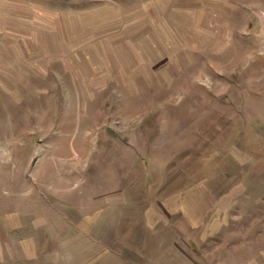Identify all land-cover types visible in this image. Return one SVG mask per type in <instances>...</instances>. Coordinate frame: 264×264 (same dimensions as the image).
<instances>
[{
    "label": "rangeland",
    "instance_id": "rangeland-1",
    "mask_svg": "<svg viewBox=\"0 0 264 264\" xmlns=\"http://www.w3.org/2000/svg\"><path fill=\"white\" fill-rule=\"evenodd\" d=\"M15 233L45 264H264V0H0Z\"/></svg>",
    "mask_w": 264,
    "mask_h": 264
},
{
    "label": "crops",
    "instance_id": "crops-1",
    "mask_svg": "<svg viewBox=\"0 0 264 264\" xmlns=\"http://www.w3.org/2000/svg\"><path fill=\"white\" fill-rule=\"evenodd\" d=\"M18 237L17 234L0 237V264H45L41 260L47 254H50L52 249L48 237L46 238L43 235L42 242L40 244L35 242L33 246H23L21 239ZM46 264L56 263L52 261Z\"/></svg>",
    "mask_w": 264,
    "mask_h": 264
}]
</instances>
